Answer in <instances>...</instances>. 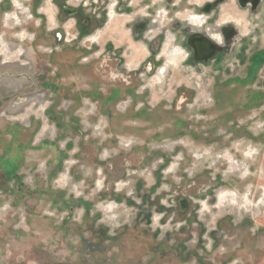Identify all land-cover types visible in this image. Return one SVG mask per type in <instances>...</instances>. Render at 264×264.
Instances as JSON below:
<instances>
[{"label": "rangeland", "instance_id": "1", "mask_svg": "<svg viewBox=\"0 0 264 264\" xmlns=\"http://www.w3.org/2000/svg\"><path fill=\"white\" fill-rule=\"evenodd\" d=\"M9 1L0 82L11 85L0 90V120L39 121L58 150L32 152L19 183L0 169V264H264V0L219 2L206 32L237 33L207 63L193 62L160 20L137 39L126 30L98 40L111 39L119 60L67 50L64 93L80 104L41 87L40 77L56 83L50 48L33 46L25 0ZM179 1L168 17L186 31L195 27L187 15L211 0ZM49 109L76 115L70 137L58 136Z\"/></svg>", "mask_w": 264, "mask_h": 264}, {"label": "crops", "instance_id": "2", "mask_svg": "<svg viewBox=\"0 0 264 264\" xmlns=\"http://www.w3.org/2000/svg\"><path fill=\"white\" fill-rule=\"evenodd\" d=\"M24 2L27 3L31 10L30 12H32V20L37 23L35 30H32L34 34L32 39L33 46L43 43L44 46L47 45L50 48L47 61L52 65L51 68L53 69L56 83L51 80L45 81L44 77H40L39 80L43 81L41 87L51 90L56 95L62 94L61 100H77L78 104H80L83 97L77 95L78 93L74 92L73 95L64 93V91L69 93L72 88L69 82H63L65 80L64 74L62 75L61 72L63 55L73 52L76 53V58L78 59L81 57H93L95 54H98V56L104 55L107 45L109 46L107 43L110 42L112 44L111 39H105L107 42L103 45H100L98 40L103 41L104 37L115 32L125 31L126 33V30H129L130 34L132 15L123 16L115 13L113 17H110L103 0H25ZM12 6L9 0H0V19L4 13L11 11ZM71 10L75 11V14L66 12ZM78 10H80V14H77L76 11ZM10 16L8 15V17ZM83 19H85L84 23H82ZM89 22L90 24L87 26ZM113 27L114 29H112ZM12 40L10 41L13 42ZM115 49L112 44L110 50L116 51ZM36 51L40 54L37 48ZM78 64L79 61L76 59L70 69H76ZM12 68L14 66L11 67L10 77L13 78ZM7 84L11 85L9 80L1 81L0 90L3 88L4 90L9 89L10 87L8 88ZM73 103L71 102L70 105ZM52 111V109L47 110L46 115L49 117L48 121L53 123L55 130L60 131L58 136L70 137L69 132L74 130L73 123L76 120V115L70 113L67 116L63 112L57 114ZM70 112L73 111L71 110ZM45 131V127L34 119L29 120L28 124L8 123L6 120H0V169L3 171L1 174L6 180L14 178L18 183L19 181L21 182L20 175L17 172L23 168L30 167L31 161L29 158L32 152L45 154L48 150L47 147L45 148L47 143L48 147H51L54 152L58 150L55 144L49 143L47 139H44ZM40 134L44 136H40ZM59 150L61 149L59 148ZM63 200V203L66 204L67 200L64 198ZM182 250L183 248H180V251ZM201 250L205 251L204 248H201Z\"/></svg>", "mask_w": 264, "mask_h": 264}, {"label": "flooded vegetation", "instance_id": "3", "mask_svg": "<svg viewBox=\"0 0 264 264\" xmlns=\"http://www.w3.org/2000/svg\"><path fill=\"white\" fill-rule=\"evenodd\" d=\"M103 1H104L103 4H105L106 9H108L110 13V17H113L115 13L121 14L123 16L124 15L126 16L134 15L133 17L134 19L132 18V20L130 21L131 23L130 24V31H131L130 35L134 39H137L136 37H139L140 34L144 35L145 33H151L152 31L151 29H149V27L151 26V24L155 26V24L159 22L158 20H160L162 23H165L166 26H169L168 29L165 28L164 31L166 32L169 31V29L172 30L174 27V31L178 33L177 36L178 37L183 36L180 44L181 46H183L185 49H187L190 52L191 59H192V55L194 54L191 48L187 46V40L190 35H193L195 33H202L205 36H207L209 39H211L213 42H215L221 48V52L220 51L217 52V54H215L212 58L208 60L210 62L220 57L221 53L224 52V49H227V47L229 46V41L230 42L233 41L237 33L234 26L232 25L221 27V29L219 30V35H216L214 37L211 36V34H208L206 32L208 30V27L206 26L214 18V15H215L214 11L218 7L219 2L222 0L207 1L205 4H203L200 7V13L202 14L189 13L187 15L186 20L187 22L192 24V26H195V27L192 29L186 30V31L180 28L183 23L182 20L176 19L175 16L171 18L168 17L170 13L169 10L173 8L181 7L179 5L180 3L179 0L178 1L177 0L176 1L175 0H136L137 3L135 5H134L135 0H103ZM254 1L255 0H243L245 5L250 6V8H255L258 5L259 2L256 3ZM135 8H140L142 9L140 11H143V12L138 15L135 12H133ZM66 12L75 14V11L73 12L72 10L66 11ZM76 12L77 14H80V10ZM9 18L13 19V16H10ZM84 22H85V19L82 20V23ZM89 24L90 22L87 23V26ZM182 32L184 33V35H182ZM135 52H136L135 53L136 56L142 55L144 53L143 49L140 46L136 47ZM109 53L112 55L114 54L113 51L109 50V47L107 45L105 54H109ZM172 54L173 56L177 57L178 55H180V50L174 48ZM113 56L116 57V55H113ZM115 59L119 60L118 57H116ZM118 64L120 66L119 61H118ZM198 64H203V63L198 62ZM178 202L181 206L182 212L188 211V209L190 208L189 201L179 200Z\"/></svg>", "mask_w": 264, "mask_h": 264}, {"label": "water", "instance_id": "4", "mask_svg": "<svg viewBox=\"0 0 264 264\" xmlns=\"http://www.w3.org/2000/svg\"><path fill=\"white\" fill-rule=\"evenodd\" d=\"M254 2L257 3L259 0H255ZM239 5L246 7L243 0H239ZM187 46L191 48L194 54L192 55L193 62L207 63L217 52H221V48L202 33L190 35L187 40Z\"/></svg>", "mask_w": 264, "mask_h": 264}]
</instances>
